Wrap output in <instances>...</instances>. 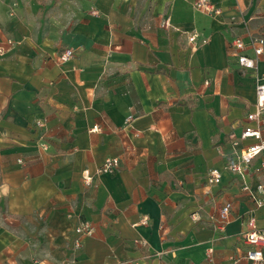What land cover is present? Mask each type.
<instances>
[{
	"label": "crops",
	"instance_id": "0c3cea01",
	"mask_svg": "<svg viewBox=\"0 0 264 264\" xmlns=\"http://www.w3.org/2000/svg\"><path fill=\"white\" fill-rule=\"evenodd\" d=\"M196 1L0 0V264H248L241 235L252 216L264 230V207L243 187L264 173L228 169L254 144L229 134L264 74V56L256 73L238 62L264 38V0ZM109 159L117 173L97 175Z\"/></svg>",
	"mask_w": 264,
	"mask_h": 264
},
{
	"label": "built area",
	"instance_id": "2783aa9c",
	"mask_svg": "<svg viewBox=\"0 0 264 264\" xmlns=\"http://www.w3.org/2000/svg\"><path fill=\"white\" fill-rule=\"evenodd\" d=\"M195 8L209 15H219L221 9L209 0H197ZM196 36L191 38V44H196ZM233 49L237 52L246 50L247 46L242 40H236L232 44ZM251 47L254 56L245 54L238 55L239 65L243 70L258 72L262 57L264 56V38L255 39ZM75 56V51L66 49L58 56L60 63H67ZM256 104L254 110L246 115L244 123L241 127L234 129L229 134L230 141L234 147H239L245 140L252 139L254 144L244 148L238 160L229 164V170L234 174L247 173L256 160H260V165L255 168L256 174L264 173V74L256 84ZM36 126L39 129L45 128V122L38 120ZM119 168L118 159L107 160L102 167L99 168L97 175L117 173ZM88 185L93 184V177L88 175L84 178ZM221 180V173L217 170L210 171L208 174V182L218 184ZM243 191L248 193L258 208L264 207V184L257 187L245 185ZM233 204L226 202L222 206L219 218L215 224L216 229L224 233L232 219ZM248 230L241 235V241L248 247L246 253L242 257L248 264H264V230L257 228L256 217H250L247 223ZM76 239L74 241V250L82 248V239L94 235V228L88 221L80 223L75 229ZM207 264H215L214 251L209 250L207 254ZM239 261H236L238 264Z\"/></svg>",
	"mask_w": 264,
	"mask_h": 264
},
{
	"label": "rangeland",
	"instance_id": "374dc122",
	"mask_svg": "<svg viewBox=\"0 0 264 264\" xmlns=\"http://www.w3.org/2000/svg\"><path fill=\"white\" fill-rule=\"evenodd\" d=\"M42 16H43V13H40V17L42 18Z\"/></svg>",
	"mask_w": 264,
	"mask_h": 264
}]
</instances>
